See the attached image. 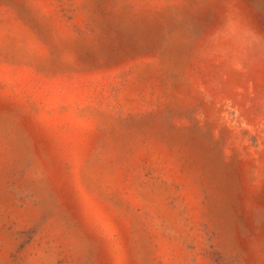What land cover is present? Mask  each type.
<instances>
[{
	"label": "rangeland",
	"instance_id": "374dc122",
	"mask_svg": "<svg viewBox=\"0 0 264 264\" xmlns=\"http://www.w3.org/2000/svg\"><path fill=\"white\" fill-rule=\"evenodd\" d=\"M0 264H264V0H0Z\"/></svg>",
	"mask_w": 264,
	"mask_h": 264
}]
</instances>
